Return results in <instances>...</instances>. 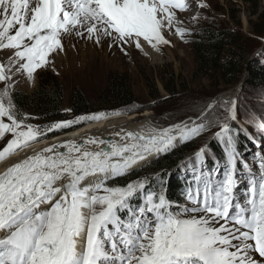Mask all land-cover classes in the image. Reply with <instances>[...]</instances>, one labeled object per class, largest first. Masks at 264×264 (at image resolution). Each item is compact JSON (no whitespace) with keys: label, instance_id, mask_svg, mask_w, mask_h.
I'll list each match as a JSON object with an SVG mask.
<instances>
[{"label":"snow or ice","instance_id":"6c2138e0","mask_svg":"<svg viewBox=\"0 0 264 264\" xmlns=\"http://www.w3.org/2000/svg\"><path fill=\"white\" fill-rule=\"evenodd\" d=\"M188 7L186 0H0V50L13 51L7 63L0 62L5 85L0 138L12 134L0 160L49 132L108 115L81 116L43 129L25 124L11 98L13 70L34 79L53 54L63 51L65 34L97 44L119 41L121 47L134 42L141 48L140 38L154 48L167 45L162 29L179 23L174 9ZM175 31L183 38L187 29ZM220 107L208 105L210 111L198 117L202 122L191 127L149 129L154 133L149 136L127 132L121 141L130 138V143L68 140L8 167L0 173V264H264L253 255L264 258V156H259L258 172L243 161L239 131L247 130L229 123L237 119L236 101L224 108L227 115H220ZM211 127H218L214 136L224 163L207 146L196 151L185 177V203L167 198L159 175L155 182L107 185L147 156ZM260 128L264 136V123ZM91 144L105 147L93 151L87 147ZM242 183L247 188L237 196Z\"/></svg>","mask_w":264,"mask_h":264},{"label":"rangeland","instance_id":"374dc122","mask_svg":"<svg viewBox=\"0 0 264 264\" xmlns=\"http://www.w3.org/2000/svg\"><path fill=\"white\" fill-rule=\"evenodd\" d=\"M186 2L189 4L186 10L174 9L176 21L179 23L174 22L171 28L164 27L162 29L163 35L170 41L169 44H162L158 48H154L146 41L140 40L141 48H137L134 42H129L121 47L119 41L113 42L105 39L97 44L93 40L80 38L75 33L65 34L62 36L63 51L58 50L53 54L50 57V62L36 71L34 79L29 78L23 72L16 73L13 70L11 95L16 91L32 93L40 86L42 80H51L52 76H55L61 81L64 88V108L68 109L72 91L77 87L86 94L90 104L97 107L99 95L107 87L110 76L125 74L131 80L137 99L136 108L143 110L133 114L144 115L148 113L150 124L156 126L159 131L176 123H187L191 127L193 122H202L198 117H201L202 113L210 111L208 108L210 104H213L214 107L220 105L221 107L218 109L220 115H227L224 108L230 107L232 101H236L237 119L235 121L230 120V126L235 128L237 123L243 128L249 129L243 120L244 117L251 120L254 116L264 117V103L259 101V99L264 98V87L257 89L254 84L247 81V76H245L240 83L228 88L223 86L219 80L212 81L197 74L192 47L184 36L181 38L176 33L175 29L177 27L187 29L185 35H189L191 31L198 32L203 27L239 30L244 34L243 40H247L246 44L250 46V58L254 59L260 51L264 50V36L258 37L252 34L253 25L251 21H258L259 14L264 13V0H186ZM201 3L205 4L206 7H199ZM255 12L259 14H255ZM193 17L196 18L193 19ZM235 21L241 22V26ZM151 51L155 57L151 58L146 55ZM12 56V50H0V62L7 63L9 57ZM172 73L175 74L178 89L176 95L173 96L163 86L165 80L169 81ZM148 81L156 84L159 88L161 92L159 98L152 97ZM4 86V82H0V89H3ZM96 109L100 108L97 107ZM104 112L95 110L92 114ZM133 114L113 115L108 119L123 118ZM69 120H76V117L70 115L64 121ZM256 121L259 125L261 124L260 120ZM5 122H9L7 118H5ZM44 127L40 128L43 129ZM216 131H218V127H211L185 142L179 141L170 151L154 155L144 163L133 166L125 175L131 176L136 172L141 173L149 164L187 142L214 140L216 139L214 136ZM255 138V148L246 150L245 153L242 152L241 154L243 161L248 163L253 171L258 172L259 156H264V136ZM10 139H12V134L6 133L1 138L0 149ZM37 141L30 145L37 143ZM52 144L56 143L51 142L45 147L34 149V152ZM204 146L207 145L204 144ZM243 179L247 180V177H243ZM246 188L247 185L242 183L236 191V195L239 196ZM183 203H185V197L179 204ZM256 254L258 256V253Z\"/></svg>","mask_w":264,"mask_h":264},{"label":"trees","instance_id":"16d2710c","mask_svg":"<svg viewBox=\"0 0 264 264\" xmlns=\"http://www.w3.org/2000/svg\"><path fill=\"white\" fill-rule=\"evenodd\" d=\"M255 14L259 13L255 12ZM258 19L255 22L251 21L253 25L252 34L262 37L264 36V13L259 14ZM235 22L241 26V22ZM243 37L244 34L239 30L214 27H203L198 32L191 31L189 35H184L192 47L196 73L212 81L219 80L223 86L228 88L240 83L245 76H247V81L254 84L257 89L264 87V50L260 51L256 58L251 59L250 46L246 44L247 40L244 41ZM148 84L151 88L152 97L159 98L161 92L157 85L150 81ZM176 85L175 74L172 73L169 81L165 80L163 86L173 96L178 92ZM11 97L18 114L17 118L40 127L64 121L70 115L76 118L90 116L95 110L105 111L104 113L108 114L107 117L143 111L136 108L137 99L131 80L125 74L110 76L107 87L99 95L97 107L100 109H96V106L90 104L88 97L79 87L72 91L68 109L64 108V88L61 81L55 76H52L51 80H42L40 86L32 93L16 91ZM259 101L264 103V98L259 99ZM262 118L264 117L260 115L254 116L252 120L244 117L243 120L249 126L246 132L239 131L241 126L234 122L236 123L234 129L239 131V152L251 147L253 138H261L262 130L256 120L264 123ZM89 122L82 121L78 125L49 132L39 140L53 138ZM248 134H251V137ZM204 144L207 145L209 153L214 154L221 163H224L223 148L217 139L190 141L152 162L141 173L139 172L140 174L136 172L131 176L119 177L108 183V186H126L132 181L144 179L155 182L159 175L164 182L167 198L174 204H179L183 199L186 187L184 174L188 171V165L194 158L196 151ZM212 165V159H208L207 166L211 168Z\"/></svg>","mask_w":264,"mask_h":264},{"label":"bare ground","instance_id":"6f19581e","mask_svg":"<svg viewBox=\"0 0 264 264\" xmlns=\"http://www.w3.org/2000/svg\"><path fill=\"white\" fill-rule=\"evenodd\" d=\"M140 40H143V38H140ZM146 55L150 56L151 58L155 57L153 54V51L148 52ZM148 117H149L148 113L147 114L145 113L144 115L133 114V115L125 116L123 118L115 117L112 119L111 118L108 119L109 117H107L106 118L107 120L106 119L98 120V121L90 123L86 127H82L79 130L69 132L63 136H57L56 138L43 141L42 143L40 142V144L39 143L33 144L29 147H26L25 149H22L21 151L16 152L14 155L9 156V158L3 160V162L0 163V173L5 172L7 168L12 166L14 163L19 162L20 160H22L23 158L29 155H32L35 151L34 149H38L39 147H45L51 142L57 144L59 140H60V143H63L68 140L76 141L77 143H82L83 140L85 139L96 138L97 140H105V141L112 140L113 142H117V143H130L131 142L130 138L121 141V136H126L127 132H134V133L138 132L143 135H153L154 133L149 131V129H156L157 131L159 130L156 126H152L150 124L149 122L150 120ZM117 133H119L120 135H117ZM178 142L179 140L175 142V145ZM87 147L89 148V150L95 151V150H100L101 148H104L105 145L91 144V145H87ZM171 149H169L168 151H170ZM161 153L164 154V152H161ZM154 155H157V154H151L147 156V158L144 161L151 159V157ZM144 161L139 162V164L144 163ZM254 258L257 259L256 256H254Z\"/></svg>","mask_w":264,"mask_h":264}]
</instances>
